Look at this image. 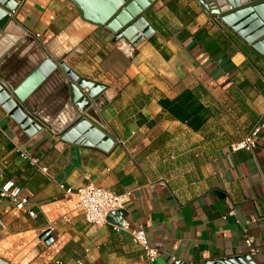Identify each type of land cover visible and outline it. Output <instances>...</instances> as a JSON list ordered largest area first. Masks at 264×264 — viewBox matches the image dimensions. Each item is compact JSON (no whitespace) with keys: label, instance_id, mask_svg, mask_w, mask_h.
<instances>
[{"label":"crops","instance_id":"obj_1","mask_svg":"<svg viewBox=\"0 0 264 264\" xmlns=\"http://www.w3.org/2000/svg\"><path fill=\"white\" fill-rule=\"evenodd\" d=\"M142 16L151 31L136 45L73 0H17L0 20V184L13 181L28 199L18 209L0 197L6 264H148L128 233L86 223L76 195L86 177L129 193L109 221L142 227L156 264H264V53L199 0H152ZM45 58L56 70L19 100L14 87ZM61 63L104 86L84 111ZM186 89L206 109L198 129L159 104ZM24 116L40 128L29 130ZM84 117L109 149L75 142ZM255 126V147L231 151Z\"/></svg>","mask_w":264,"mask_h":264},{"label":"water","instance_id":"obj_2","mask_svg":"<svg viewBox=\"0 0 264 264\" xmlns=\"http://www.w3.org/2000/svg\"><path fill=\"white\" fill-rule=\"evenodd\" d=\"M15 2L14 6H10L8 2ZM80 8L84 17L90 21L104 25L115 33L116 37L126 40L132 44H137L144 36H147L151 29L142 16L143 10L150 4L152 0H147L142 6L134 19L124 17L123 11L128 8L130 0H73ZM201 4L213 15L220 18L226 25L234 30L242 39L249 43L257 51L264 53V0H199ZM229 5V11L226 5ZM16 0H0V20L7 15V11L15 8ZM137 21L143 22L140 32H132V28L136 26ZM4 33L0 29V41L4 38ZM71 79L72 98L76 106L84 111L89 105L90 100L103 89L100 83L78 77L72 70L68 69L64 63L60 64ZM57 66L50 59H43L39 65L26 75L20 81L13 92L19 100L24 101L36 88L56 70ZM86 93H83L82 90ZM97 103V100H95ZM13 105V104H12ZM97 105H99L97 103ZM12 107V106H11ZM10 106H6L8 110H12ZM17 109V107H16ZM14 111V110H13ZM12 111V112H13ZM23 123L27 128L39 129L40 126L36 122H32L29 116H24ZM80 131L79 136L75 140L76 143H88L96 145L102 149H109L111 139L104 131L95 125L88 123L84 117L80 119L74 126ZM120 214L119 211L109 212V217ZM40 238L45 242L51 239L49 230L41 233ZM0 264H6L0 259ZM215 264H237L233 259H220ZM242 264V263H238Z\"/></svg>","mask_w":264,"mask_h":264},{"label":"built area","instance_id":"obj_3","mask_svg":"<svg viewBox=\"0 0 264 264\" xmlns=\"http://www.w3.org/2000/svg\"><path fill=\"white\" fill-rule=\"evenodd\" d=\"M16 7L17 0L15 8L8 10L6 16L9 18L12 17L16 11ZM259 129L260 126H255L242 139L232 142L230 144V150L237 151L240 149L249 150L254 148L255 136ZM22 156L33 165H37L40 160L39 157H32L25 154H22ZM41 170L46 171V167H41ZM86 179V183L76 189L77 206L81 210L86 223L96 226L110 225L111 229L115 232L128 233L132 243L141 248L147 263L156 264L159 250L149 243L146 232L142 227L133 228L125 223L118 225L110 223L109 221V212L121 211L125 203L129 200V193H116L110 188L95 185L88 177ZM0 197L14 202L18 209L23 208L28 203V199L21 196V187L11 180L4 181L0 184ZM28 214L31 217L36 216L35 212L30 209L28 210ZM244 242L249 248V253L251 255L254 254L257 249L252 236L245 235ZM55 262L56 264H62L60 260H56ZM77 263L80 264V261Z\"/></svg>","mask_w":264,"mask_h":264},{"label":"trees","instance_id":"obj_4","mask_svg":"<svg viewBox=\"0 0 264 264\" xmlns=\"http://www.w3.org/2000/svg\"><path fill=\"white\" fill-rule=\"evenodd\" d=\"M159 104L175 119L187 124L192 129H198L205 121V107L195 99L192 91L188 89L172 99H160Z\"/></svg>","mask_w":264,"mask_h":264},{"label":"bare ground","instance_id":"obj_5","mask_svg":"<svg viewBox=\"0 0 264 264\" xmlns=\"http://www.w3.org/2000/svg\"><path fill=\"white\" fill-rule=\"evenodd\" d=\"M131 2L128 5V8L123 11V16L128 17L129 19H134L137 16V12L140 11L141 6L147 1V0H130ZM15 4H12L10 6H14ZM227 8H229V5H226ZM0 12H2L0 8ZM143 27V22L142 21H137L136 26L132 28V32H140ZM11 36H7L8 41L11 42Z\"/></svg>","mask_w":264,"mask_h":264}]
</instances>
